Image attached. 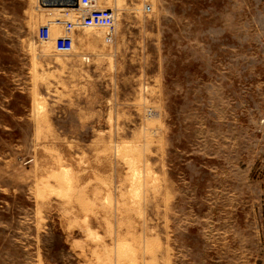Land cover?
Returning <instances> with one entry per match:
<instances>
[{
  "label": "rangeland",
  "instance_id": "374dc122",
  "mask_svg": "<svg viewBox=\"0 0 264 264\" xmlns=\"http://www.w3.org/2000/svg\"><path fill=\"white\" fill-rule=\"evenodd\" d=\"M100 6L0 0V264H264V0Z\"/></svg>",
  "mask_w": 264,
  "mask_h": 264
},
{
  "label": "built area",
  "instance_id": "2783aa9c",
  "mask_svg": "<svg viewBox=\"0 0 264 264\" xmlns=\"http://www.w3.org/2000/svg\"><path fill=\"white\" fill-rule=\"evenodd\" d=\"M72 0H39L42 7L61 8L63 13L46 24L40 26L38 37L41 41H54V50L60 54H70L74 51V34L79 29L98 28L103 30L104 40L113 43L116 39L117 16L113 9L101 7L100 0H78L73 6ZM151 5H145V11H151ZM76 10L77 16L71 12ZM59 28L61 33L53 38L52 28ZM89 61L90 57L83 56Z\"/></svg>",
  "mask_w": 264,
  "mask_h": 264
},
{
  "label": "water",
  "instance_id": "95a60500",
  "mask_svg": "<svg viewBox=\"0 0 264 264\" xmlns=\"http://www.w3.org/2000/svg\"><path fill=\"white\" fill-rule=\"evenodd\" d=\"M73 2V6H77V4H78V0H72Z\"/></svg>",
  "mask_w": 264,
  "mask_h": 264
},
{
  "label": "crops",
  "instance_id": "0c3cea01",
  "mask_svg": "<svg viewBox=\"0 0 264 264\" xmlns=\"http://www.w3.org/2000/svg\"><path fill=\"white\" fill-rule=\"evenodd\" d=\"M58 31V30H57ZM79 31V30H78ZM78 31L77 32H75V34H74V38L76 37V35H77V33H78ZM56 33V32H55ZM75 41H76V38H75Z\"/></svg>",
  "mask_w": 264,
  "mask_h": 264
},
{
  "label": "bare ground",
  "instance_id": "6f19581e",
  "mask_svg": "<svg viewBox=\"0 0 264 264\" xmlns=\"http://www.w3.org/2000/svg\"><path fill=\"white\" fill-rule=\"evenodd\" d=\"M37 132V131H36ZM39 136V135H38ZM148 185V184H147ZM147 187V186H146ZM149 193V192H148ZM148 195V194H147ZM153 196V195H152ZM148 239V238H147ZM156 239V238H155Z\"/></svg>",
  "mask_w": 264,
  "mask_h": 264
}]
</instances>
